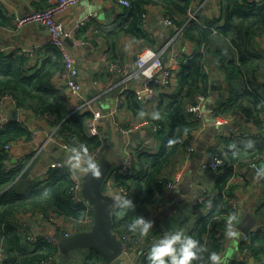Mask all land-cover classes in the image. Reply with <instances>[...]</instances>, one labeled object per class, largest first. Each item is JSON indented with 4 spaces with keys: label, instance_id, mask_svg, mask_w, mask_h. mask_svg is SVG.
Here are the masks:
<instances>
[{
    "label": "trees",
    "instance_id": "16d2710c",
    "mask_svg": "<svg viewBox=\"0 0 264 264\" xmlns=\"http://www.w3.org/2000/svg\"><path fill=\"white\" fill-rule=\"evenodd\" d=\"M197 1L130 0L131 6L125 9L126 17L120 20L113 31L107 33V38L113 37L107 52L110 61L116 60L112 54L114 41L124 35L151 42L143 27V14L150 7L159 5L175 16L176 26L183 27L185 36L196 41L201 48L186 59L177 71L176 92L162 94L154 110L145 108L134 92L128 91L125 94L124 103L130 112L144 115L141 120L161 125L157 135H163V141L155 154L139 146L131 172L112 177L117 185H124L129 189L136 205L132 209L115 207L113 230L118 236H136V232L128 227L136 215L142 214L152 219L156 214V200L165 190L159 188V180H168L166 171L175 165L189 138L199 130L200 122L187 113V106L198 94H209L207 67L211 60H217L221 64L230 85L242 86L241 90L234 92L225 103L216 108L215 115L231 116L243 111L248 118L264 125V95L253 82L264 68V52L257 48L258 39L264 38V0H221L222 17L204 25L189 17ZM11 22L9 14L0 6V27L9 26ZM219 38L229 40V44L221 45ZM63 69L62 52L53 44L50 45L47 57L37 65L33 57L20 53L19 50L0 52V100L6 95L17 96L21 108L53 119L58 126V138L70 131L74 135L76 146L84 144L94 154L105 142L99 136L89 133V121L93 113L73 112L65 90L54 86L55 77L61 76ZM106 130L110 133L109 128ZM31 134L20 122L0 126V246L4 254L3 264H46L61 251L58 245L51 244L42 237L35 244H29L26 236L28 225L23 220L26 215L36 212L46 216L56 214L77 222L93 215L92 208L87 212L85 206L72 202L69 196L72 179L67 168L47 167L46 178L41 180L29 177L35 167L33 163L27 171H24L25 165L10 169L5 167L7 156L3 147L7 143L31 138ZM170 140H175V143H170ZM107 143L109 141L106 140V149L109 147ZM219 157L224 160V165L214 184L216 195L211 210L198 218L186 234L200 239L210 251L221 253L223 244L220 240L225 235L229 215L227 196L235 191V185L232 184L234 165L244 157H248L246 159L249 164L264 157V144L254 152L246 149L221 151ZM160 233L165 234L158 229L155 235ZM250 238L249 244L241 242L240 256L230 264H252L247 256L254 258L253 264H264V229L252 231ZM150 247L137 258V264H150ZM246 248L249 251L245 252ZM65 253L72 254V251ZM207 255L205 253V264H208ZM84 264L105 262L92 252L86 257Z\"/></svg>",
    "mask_w": 264,
    "mask_h": 264
},
{
    "label": "crops",
    "instance_id": "0c3cea01",
    "mask_svg": "<svg viewBox=\"0 0 264 264\" xmlns=\"http://www.w3.org/2000/svg\"><path fill=\"white\" fill-rule=\"evenodd\" d=\"M51 2L52 0H1L0 6L9 14L12 22L9 26L0 27V52L10 53L16 50L21 52L22 49L32 50L31 52L34 53H28L29 56L34 58L35 65L40 64L47 57V52L50 45H52L49 33L37 25L18 27L16 21L17 17L42 9L48 4H51ZM125 9L126 7L116 0H81L78 5L70 8L58 17L63 23L66 39L70 38L74 44L72 47L66 42L77 66L80 68L85 99L92 100L95 110H101L108 114L109 112L115 111L116 98L119 96L122 98L123 102L120 109L116 110L111 117L102 120V126L107 129L109 128L110 133H108V138L111 135L112 122L117 127L130 126L143 121L141 119L144 118V115L130 112L124 103L125 94L128 91L133 92L135 89L140 88L142 78L136 75L133 79L124 81L122 76L109 74L106 70V65L110 61L107 58V52L110 49L109 44L113 39V37L107 38V33L113 31L120 20L126 17ZM193 9V12H190V14L194 13L196 15L195 20L200 25L213 22L221 18L223 14L221 0H198ZM146 14V31L151 42L134 36H122L114 41L112 54L116 60L133 61L146 46H151L160 54L165 63L173 52H178L182 58L186 57L188 59L196 51L201 49L196 41L185 36L184 32L180 33L181 28L176 25L172 27L165 26L162 19L165 15L171 16V14L167 13L163 7L159 5L152 6L147 10ZM173 17L175 18V16ZM218 42L223 46L229 44V40L227 41L222 38H219ZM87 46H91V53ZM257 48L264 52V39H258ZM207 72L209 74V94H218L215 96L216 108L223 102L225 103L234 92L242 89L241 85L233 86L228 83L225 71H223L221 64L217 60H211V63L207 67ZM176 75H173L172 84L167 91L159 93L154 102H149L146 99L141 100L144 104L143 106L145 108L147 107L148 110H154L162 94L168 95L176 92L178 85ZM253 82L259 92L264 95V68ZM54 86L57 89H64V77L60 75L56 76ZM64 90L68 94L67 90ZM69 102L73 107V112L83 113L85 111H91L85 105L74 104L70 97ZM14 108L19 110L20 115L18 120L13 119L16 116L13 111ZM0 118L3 119V125L20 122L32 133L31 138H24L7 143L10 145V150L6 155L5 167L10 169L18 165H25L24 171H27L35 164L33 171L29 174L30 179L42 180L46 178L47 170L42 162L48 156H53L56 148L52 145H45L49 136H56L57 134L58 126L54 123L53 119L46 116H39L32 110L26 111L23 108L19 109L7 97H3L2 103H0ZM213 119L217 124H221V122L225 123L227 120L228 124H232V127L227 128L228 131L223 130L215 133L214 136L207 140L203 160L208 159L210 151H217L215 152L217 154H220L221 151L237 149H246L254 152L258 150L261 144H264V125H260L255 120L248 118V116L243 114V111L231 116L216 115L215 117L213 116ZM205 121L206 129L203 130V133L199 137L195 155L200 151L199 147L204 138V134L209 129L207 116L205 117ZM198 131L195 134L199 133ZM119 135L121 140L126 139L121 133ZM132 138L136 149L142 146L152 154L159 151L163 141V139L159 140L151 132L150 126L137 130L133 133ZM249 142H251V146H249ZM195 158L194 156L192 161ZM246 158L248 157L240 159L234 165L235 175L232 179V184L235 185V191L229 195L239 200L240 211L238 221L247 213H250L259 218V226L262 227L264 226V177H256L255 172L251 169L250 164L247 163ZM57 161L67 163V155L61 152V157ZM191 162L185 159L184 149L175 165L166 171V177L168 179L171 178L178 169H185L187 171ZM221 172L222 170L202 171L200 164L195 174L192 187L188 189V185H184L183 190L186 191V195L182 194V200L177 202L176 205L174 203V206L169 210L168 216H164L163 213L170 207L171 203L173 204V200L171 201L168 195V192L171 190L165 189L159 194L156 201H160L163 204V210L153 215L152 220L155 221L153 228L144 236H141L138 232L134 234L140 241V246L135 250L138 255L137 258L150 247L153 241L152 239L156 236L155 234L158 229H161L165 233L175 230H183L187 233L189 231L188 228L198 218L210 212L216 195L214 184ZM182 185L180 184L177 189L180 190ZM200 195H203L206 199L203 203L198 204L197 199ZM23 220L39 236L46 234L54 235L59 233L58 230L73 229L76 233L87 231V229L79 230L74 228V222L83 224L80 221L77 222L56 214L46 216L43 213L36 212L26 215ZM253 229H251V232ZM239 233L237 238H228L224 235V241L222 243L223 251L221 252L223 264H230L232 260L240 256V245L243 242L242 234L244 233L240 231ZM0 241H2L1 238ZM91 253L89 250H76L72 251V254H68L61 250L55 258L46 264H84L86 257L91 255ZM3 261L4 254L0 246V264H3ZM111 264L134 263L131 260H118L117 263Z\"/></svg>",
    "mask_w": 264,
    "mask_h": 264
},
{
    "label": "built area",
    "instance_id": "2783aa9c",
    "mask_svg": "<svg viewBox=\"0 0 264 264\" xmlns=\"http://www.w3.org/2000/svg\"><path fill=\"white\" fill-rule=\"evenodd\" d=\"M81 0H52L51 5L44 9H39L36 11L31 12L30 14L17 17V26L18 27H26L29 25H37L43 28L46 32L49 33L51 44L58 47L59 50L62 52L64 58V69L61 76L65 79V86L64 89L67 90V95L73 101L74 104L77 105H85L89 110L92 111L93 117L89 121V133L92 136H99L102 140H104V145L101 147L97 152L93 155L99 162L100 159L105 155L103 152L106 149V140L108 141V132L106 128L102 125V120L107 117H111L116 110L120 109L122 106V98L119 96L116 98L115 101V111L109 112L108 114L102 112L101 110H95L93 107L92 100H86L84 95V87L81 83V71L80 68L77 66L76 61L73 57V54L66 43V33L64 30V26L61 20L58 19L60 15H63L67 12L70 8L78 5ZM118 3L124 5L125 7H130L131 3L130 0H116ZM1 2V0H0ZM190 20L196 19V15L191 13L189 15ZM147 14H143V27L147 30V23H146ZM89 20V19H88ZM87 20V21H88ZM163 23L167 27L175 26V18L171 15H165L162 19ZM180 33H183V27L180 29ZM264 39V38H263ZM32 50L22 49L20 53H30ZM186 60V57H183L178 52H173L168 61L165 63L160 54H158L151 46H146L136 57L133 61H122V60H113L109 61L106 65V70L111 74H117L124 78V81H129L133 79L136 75H139L142 78V85L140 88L135 89L133 92L136 95L138 100L146 99L149 102L154 101L159 93L166 92L167 89L172 84V78L174 74H177L181 64ZM4 97L9 98L14 104L17 105L19 109V100L17 96L14 95H6ZM3 98L0 100L2 103ZM208 100V93H200L197 95L196 99L187 106V113L192 115L196 120L200 122V130L199 133L193 134L186 146H185V159L187 161H192L195 153L198 148V141L201 133L203 130L206 129V110L205 105ZM244 115H246L243 112ZM227 120L225 123L221 122V124H227ZM0 125H3V119L0 118ZM150 126L151 132L155 135L157 134L160 129L161 125L159 123H155L150 120H143L138 122L135 125L130 126H118V132L121 133L126 139L125 147L121 153V157L117 163L116 169L113 172L110 180L105 185V193L112 195L113 193L119 191L128 196H132L129 189L124 185H117L113 181V176L116 174H128L131 172L135 157H136V148L132 138V135L137 130ZM108 144V143H107ZM45 145H52L60 152L65 153L68 155L71 153V149L74 144L73 134L70 131L65 132L64 137L58 138L56 136H49ZM108 146V145H107ZM5 154L7 155L10 150V145L6 144L3 147ZM103 154V156H101ZM224 165V160L219 157V155L213 151L209 152L208 159L204 160L201 164L202 171L208 170H220ZM51 169H60V168H67L70 172L72 185L69 190V196L73 203L81 204L86 207L87 212H89L92 208L90 202L84 197L83 195V178L80 176L79 173L73 171L69 168L67 163L62 161H55L50 166ZM251 169L256 173L258 168L264 167V157L259 160H255L250 164ZM186 173L185 169H178L174 175L169 178L168 180H159L158 186L159 188L168 189V190H176L184 179V175ZM206 197L200 195L197 199V203L201 204L205 201ZM228 205H229V215L232 213H236L239 216L240 211V204L237 198H233L227 196ZM163 210V204L157 202L155 206V212H160ZM84 225L91 223L93 224V215L86 219H82L80 221ZM239 222V221H238ZM238 224V223H237ZM90 226V227H91ZM259 228H263L264 226L260 227L257 226L253 229V231L258 230ZM59 233L50 235L46 234L43 236H39L32 230L29 226H27V240L29 244H35L39 237L44 238L49 243L58 245L59 236L63 237H72L76 234L75 230H58ZM251 233V231H250ZM250 233L242 234L243 242L249 244L251 242ZM164 234L160 233V235H156L153 237V242L158 240ZM120 240L122 241V256H128L131 252L135 251L140 246L139 238L136 236H131L128 234L119 235ZM221 243H223L224 238H222ZM152 245V244H151ZM150 245V246H151ZM148 250V248H147ZM145 250V252L147 251ZM249 251L247 248L245 252ZM2 254V252H1ZM137 261L134 262V264Z\"/></svg>",
    "mask_w": 264,
    "mask_h": 264
},
{
    "label": "water",
    "instance_id": "95a60500",
    "mask_svg": "<svg viewBox=\"0 0 264 264\" xmlns=\"http://www.w3.org/2000/svg\"><path fill=\"white\" fill-rule=\"evenodd\" d=\"M66 42L73 47V42L70 38ZM91 53V46H87ZM218 95V94H215ZM216 98H212L207 102V117L209 129L205 136L203 147L195 155L198 165L203 163L205 145L215 133L219 131H228L232 124H217L213 119L215 117ZM13 119H19V110L14 108ZM24 118V117H23ZM23 120V119H22ZM211 133L209 134V131ZM109 147L105 155L100 159L99 163L102 166V176L100 178L91 175H82L83 178V195L90 202L93 210V224L90 229L84 232L74 234L72 237L59 236L58 246L63 252L76 251V250H89L98 254L106 264H111L115 261L131 260L133 263L137 259V253L131 252L128 256H122V241L117 233L113 230V212L115 205L112 195L105 193V185L110 180L113 172L116 169L117 163L121 157V153L125 147V141L121 140L118 128L114 122L111 123V135L108 138ZM61 157V152L55 148L53 156H48L42 164L44 167H49L53 162ZM202 162V163H201ZM32 176V175H31ZM33 177V176H32ZM260 225L258 217L247 213L237 224L238 230L241 233H250L252 228ZM253 264L255 260L252 256H247Z\"/></svg>",
    "mask_w": 264,
    "mask_h": 264
},
{
    "label": "clouds",
    "instance_id": "9594fccd",
    "mask_svg": "<svg viewBox=\"0 0 264 264\" xmlns=\"http://www.w3.org/2000/svg\"><path fill=\"white\" fill-rule=\"evenodd\" d=\"M158 115V114H156ZM175 143V140H170ZM251 146V142H249ZM70 169L82 175H91L96 178L102 176V166L95 156L90 153L84 144L73 146L67 157ZM257 178L264 177V167L258 168L255 173ZM114 205L120 209L135 208L133 199L122 193L112 194ZM236 213L228 215L225 224V235L228 238H237L239 230L236 224ZM155 221L144 215H136L128 227L132 232H138L141 236L147 235L153 228ZM205 253L208 264H223L221 253L209 250L205 243L193 235L186 234L183 230H175L165 233L152 243L149 251L150 264H205Z\"/></svg>",
    "mask_w": 264,
    "mask_h": 264
},
{
    "label": "rangeland",
    "instance_id": "374dc122",
    "mask_svg": "<svg viewBox=\"0 0 264 264\" xmlns=\"http://www.w3.org/2000/svg\"><path fill=\"white\" fill-rule=\"evenodd\" d=\"M216 95H215V93H212V94H209V97H208V101L209 100H211L212 98H216L215 97ZM207 101V102H208ZM205 110H206V112H208V110H207V103H206V105H205ZM211 131L212 130H210L209 131V134L211 133ZM203 133V132H202ZM201 133V134H202ZM206 134H207V131L205 132V134H204V138H203V140H202V142H201V144H200V149L203 147V143L205 142V136H206ZM156 136H157V138H159V140H162V137H163V135H157V134H155ZM108 147V146H107ZM159 147V146H158ZM108 150V148L107 149H105L103 152H105L106 153V151ZM199 167H200V165H198V163H197V160H196V158H195V160L194 161H192L191 162V165L189 166V168L187 169V171H186V173H185V175H184V179L181 181V189L180 190H172V191H169L168 192V195L170 196V200L172 201L173 200V204L171 203L170 204V207L167 209V210H165V212L163 213V215L164 216H168L169 215V210H170V208L172 207V206H174V203H175V205L177 204V202H179L180 200H182V198H183V195H186L185 194V192L186 191H184L183 190V188H184V185L185 184H187L188 185V189L189 188H191L192 187V185H193V181H194V178H195V174H196V172L198 171V169H199ZM180 184H179V186H180ZM179 188V187H178ZM183 194V195H182ZM193 195V194H192ZM158 202H160V201H158ZM91 223H89V225H83V224H80V223H73V225H74V228H77V229H79V230H84V229H90L89 227L91 226L90 225ZM139 253H140V251H139ZM113 263H117V261H115V262H113ZM106 264V263H105Z\"/></svg>",
    "mask_w": 264,
    "mask_h": 264
}]
</instances>
